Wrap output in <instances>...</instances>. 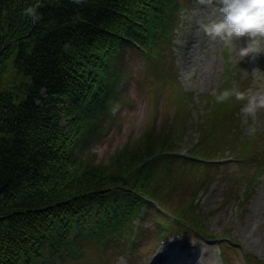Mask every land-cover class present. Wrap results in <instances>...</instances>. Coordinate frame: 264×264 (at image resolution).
Here are the masks:
<instances>
[{"label":"trees","instance_id":"16d2710c","mask_svg":"<svg viewBox=\"0 0 264 264\" xmlns=\"http://www.w3.org/2000/svg\"><path fill=\"white\" fill-rule=\"evenodd\" d=\"M189 5V0H0V49L31 30L0 53V264H107L109 252L136 253L147 239L150 244L149 221L168 232L204 228L198 193L211 178L203 181L186 171L180 176L177 166L188 161L178 155L175 134L191 94L179 99L173 122L152 125L128 140L107 164L80 158L103 139L95 121L109 113L116 54L123 71V58L140 42L151 75L162 84L177 81L170 46ZM29 8L39 17L35 22ZM232 99L216 103L209 111L212 126L200 128L192 150L201 160L229 149L246 164L247 153L254 154L246 135L226 132L232 119L225 118L236 110L228 105ZM212 133L217 142L208 138ZM262 159L264 151L252 163Z\"/></svg>","mask_w":264,"mask_h":264},{"label":"rangeland","instance_id":"374dc122","mask_svg":"<svg viewBox=\"0 0 264 264\" xmlns=\"http://www.w3.org/2000/svg\"><path fill=\"white\" fill-rule=\"evenodd\" d=\"M220 7L219 0H203V2L194 0L191 10L181 15V24L172 47L175 57L174 71L178 74V78L177 81L173 78L168 79L164 93L160 90L164 84H161L159 80L150 77L132 78L130 74L127 76L118 73L119 82L122 81L118 90H124L122 96L110 100V107L114 103L121 106L115 118L116 123L113 124L108 119L96 121V124L101 125L100 133H103L105 138L98 140L95 145L87 149V152L81 155L82 160L90 159L95 164L100 162L107 164L116 151L128 140L137 139L145 129L152 125H155L157 129L167 122H173L180 109L179 99L186 97L189 93L192 99L188 101L189 109L180 121L183 125L179 127L181 133L177 135L180 148L178 153L184 155L187 150L190 152L193 145L198 143L200 128L205 125L211 127L215 121L213 112L218 107L215 97L220 91L237 86L241 91L246 92L248 97L264 96V41L261 43V54L241 58L236 54L233 45H226L218 38L214 39L205 35L200 26L201 20L206 23L218 22L221 19ZM191 34L196 41L201 39L205 42L199 48L193 49L192 55L196 57L193 62L196 64L195 69L186 66V63L180 59L186 51L189 52L187 37ZM245 41L247 37L240 38L236 43L239 46ZM188 56L190 57V54L186 58ZM136 57L138 58V54ZM134 65L141 70V74L143 69L147 70L144 57L137 60ZM116 66L118 64H115ZM225 69H230V72L224 73ZM8 75H11V72ZM226 75H229L227 81L231 82V86L226 83ZM151 79L152 84L149 83ZM157 90L159 93L156 92ZM140 92H143L145 96L138 94ZM127 93L129 96L126 95ZM206 95L212 97L206 98ZM226 103L224 102L223 105ZM246 103L247 100L237 101L235 98L229 102L228 105L236 107V110L225 118V120L232 119L231 122H227L229 129L226 132H237L242 137L246 135L245 139H248L252 145L250 151L254 154L247 153L249 160L241 165L235 159L226 160V154L229 152L227 151L225 155L223 154L224 156L219 157L221 160L218 161L216 170L213 172L214 176L221 174V177L215 180L216 182L208 188V191L198 193L202 211L208 212L204 218V222L209 224V229L207 228L206 231H210L214 236L227 234L226 236H229L231 240L213 238L207 241L205 236L191 235L186 232L167 237L173 243V249L178 243L200 246V257L204 260V264H215L218 261L220 250L218 244L221 248H225L226 257L232 264H247L246 252L249 255H255L259 260H264V164L257 171V177L251 189L245 195L243 192V184L246 185L244 178L248 173L255 171V167L251 165L252 161L264 150V108L259 109L253 116L243 111ZM211 109L213 112L209 114ZM65 118L61 117L62 125L65 124ZM112 119L114 118L111 117L110 121ZM249 129H254V131L250 132ZM210 131L213 132V129ZM208 138L212 142L219 140V136L213 133L209 134ZM233 155L237 156V154ZM193 165L195 164L189 161H185V164L182 161L178 162L180 176L185 171L187 174H195L199 177L202 174L206 175L207 170L212 171L208 166V169L199 171ZM224 177L228 179L230 185L237 181L238 187L235 192ZM226 194L229 197L225 198L227 203L224 204ZM240 196H243L242 200L244 199L242 204L237 203ZM150 227L151 225L147 224V231ZM147 240L144 242V247L148 246L149 250L143 255L139 254L135 264H148L156 256L164 254V251L158 248L159 246L151 250L153 239L150 245ZM206 249H210L211 253L206 254ZM131 257L130 253L122 256L118 254L110 262L111 264H131L129 262ZM176 262L177 258L175 264ZM250 262L255 264L253 258Z\"/></svg>","mask_w":264,"mask_h":264},{"label":"clouds","instance_id":"9594fccd","mask_svg":"<svg viewBox=\"0 0 264 264\" xmlns=\"http://www.w3.org/2000/svg\"><path fill=\"white\" fill-rule=\"evenodd\" d=\"M219 2L221 19L218 22L206 23L204 20L199 22L205 35L218 38L226 45H233L236 54L241 58L261 54V43L264 41V0H219ZM27 14L31 16L33 22L39 19L32 8L27 10ZM244 37H247V41L238 46L236 41ZM232 98L237 101L247 100L243 111L253 116L259 109L264 108V96L248 97L247 93L237 86L220 91L215 100L217 103H224Z\"/></svg>","mask_w":264,"mask_h":264},{"label":"bare ground","instance_id":"6f19581e","mask_svg":"<svg viewBox=\"0 0 264 264\" xmlns=\"http://www.w3.org/2000/svg\"><path fill=\"white\" fill-rule=\"evenodd\" d=\"M16 40L12 44L6 46L4 49L2 47L9 42ZM6 44H4L0 52H3L7 47L13 45L17 41L20 40V38H15ZM187 42L189 44L188 51L190 54V57H180V59L186 63V66H190L192 69H195V65L193 62L195 61L196 57L193 54L194 48H199L201 45H203L205 42L201 39H197V41L194 39V36L191 34L187 37ZM140 165V162L136 164V167ZM177 249L179 251H177ZM175 255L173 253L164 252L163 255L156 256L152 261H150L148 264H175V259L177 258L176 264H204L203 261L199 260L200 255V246L198 245H188L187 243H178L177 247L174 249ZM206 254H210V249L205 250Z\"/></svg>","mask_w":264,"mask_h":264},{"label":"water","instance_id":"95a60500","mask_svg":"<svg viewBox=\"0 0 264 264\" xmlns=\"http://www.w3.org/2000/svg\"><path fill=\"white\" fill-rule=\"evenodd\" d=\"M15 41H16V40H13V41L9 42L8 44L4 45V46L2 47V49H4L6 46L12 44V43L15 42Z\"/></svg>","mask_w":264,"mask_h":264}]
</instances>
